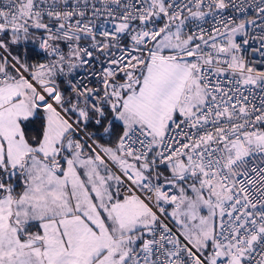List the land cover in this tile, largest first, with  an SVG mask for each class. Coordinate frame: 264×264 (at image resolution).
Segmentation results:
<instances>
[{"label": "snow or ice", "instance_id": "snow-or-ice-1", "mask_svg": "<svg viewBox=\"0 0 264 264\" xmlns=\"http://www.w3.org/2000/svg\"><path fill=\"white\" fill-rule=\"evenodd\" d=\"M0 264H264V0H0Z\"/></svg>", "mask_w": 264, "mask_h": 264}]
</instances>
